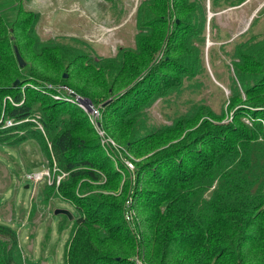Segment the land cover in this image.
<instances>
[{
  "label": "trees",
  "instance_id": "obj_1",
  "mask_svg": "<svg viewBox=\"0 0 264 264\" xmlns=\"http://www.w3.org/2000/svg\"><path fill=\"white\" fill-rule=\"evenodd\" d=\"M220 1L211 0V8ZM206 7V0H143L142 19L158 28L151 34L142 30L135 48L121 50L111 61L114 66L104 61L109 63L103 64L108 72L112 67L109 73L112 81L107 74L77 59L69 61L65 54L60 58L58 47L44 48L35 38L26 36L16 37L15 45L33 65L26 63L21 67L14 48L12 53L5 47L2 35L8 25L0 16V82L7 83L0 90V98L13 99V104L5 107L4 115L0 101V120L15 122L9 127L4 121L0 123V147L14 148L36 140L45 157L51 162L55 160L58 168L68 173L59 186L56 183L47 186L43 198L48 204L59 193L62 200L72 203L79 212L66 243L64 264H137L136 257L148 264H264V117L256 115L258 110L239 109L234 116L238 125L224 132L207 126L200 134L183 135L191 123L200 119V108L194 106L172 126L142 134L150 104L146 97L139 96L163 85L168 88L173 81L177 82V75L188 74L194 68L197 72L203 69V49L192 44V38L197 34L194 29L200 30L198 37L201 36L197 25L205 22ZM151 15L155 16L149 18ZM166 17L179 20L173 30L166 29ZM162 25L164 30L159 28ZM12 40L15 42V38ZM161 53L164 59L156 62L154 57ZM242 58L235 62L238 79L246 85L249 96L262 95L264 63L256 66V60ZM29 76L47 80L63 76L67 85L93 98L114 92L116 96L127 88L126 93L105 107L106 114L107 109L119 106L120 116L117 115L122 117L106 119V129L117 141L125 143L132 154L142 156L157 150L154 162L139 166L138 183L142 189L132 195H135L133 206L142 209L136 231L130 229L124 208L116 201L121 197L123 201L127 190L120 196L106 191L119 188L122 171L107 170L112 160L98 141L85 140L68 122L62 127L55 123L52 130L53 126L43 119L49 147L41 131L26 128L31 124L34 100L26 99L20 84ZM16 79L22 82L14 85ZM244 114L253 115L250 124L239 118ZM19 129L25 132L19 135ZM177 138V143L159 151ZM15 169L16 174L19 170L17 166ZM149 184L154 186L147 187ZM71 185L92 193H77L76 189H69ZM62 221L60 230L70 227ZM0 264H27L19 232L2 223Z\"/></svg>",
  "mask_w": 264,
  "mask_h": 264
},
{
  "label": "rangeland",
  "instance_id": "obj_2",
  "mask_svg": "<svg viewBox=\"0 0 264 264\" xmlns=\"http://www.w3.org/2000/svg\"><path fill=\"white\" fill-rule=\"evenodd\" d=\"M221 1L211 8V0H206L205 22L197 25L201 29V36L198 37L200 30H193L197 34L192 38V44L203 49V69L197 72L194 68L188 74L177 75V82L173 81L168 88L163 85L160 89H149L139 96L146 97L150 104L147 108V125L142 134L155 132L163 126H172L176 119L190 113L194 106L200 108V119L196 124L191 123L183 135L191 132L200 134L207 126L224 132L229 127L238 125L234 116L241 108L245 111L258 110L256 115L264 117V93L249 96L246 85L236 75L238 72L235 66V62H239L242 57L256 60V66L264 63V0ZM142 2L143 0H0V16L8 25L7 31L2 35L5 47L7 45L6 49L13 53L14 46H17L16 37L35 38L44 48L58 47L56 49L59 50L60 58L65 54L64 58L67 56L69 61L77 59L85 66L102 71L105 76L107 74V78L112 81L109 74L112 67L108 72L105 66L109 63L114 66L111 61L117 58L121 50L135 48L137 35L142 30L151 34L158 28L142 19ZM153 16L155 15L149 18ZM166 20L168 31L173 30L176 21H179L175 17H166ZM146 24L148 27L143 28ZM159 28L164 30L163 25ZM12 38H15V42ZM239 53L242 54L241 57L238 56ZM163 55L161 53L154 57L156 62L162 60ZM24 60L29 66L33 65L27 58ZM104 61L109 63L104 64ZM116 68L119 70L117 63ZM250 72L261 74L262 71ZM64 74L67 71L64 70ZM28 78L20 84L26 99L34 100V113L29 120L31 124L26 125V128L41 131L49 147V135L43 119L53 126L52 130L56 125L62 127L68 122L85 140L98 141L105 155L112 160L111 165H107V170L111 172L114 168L122 171L119 188L106 191L113 196H120L127 190L123 201L122 197L116 201L122 204L123 215L130 229L136 231L142 209L133 206L135 195H132L135 190L137 192L142 189V185L138 183L139 166L154 162L152 160H155L157 150L142 156L132 154L125 143L117 141L106 129V119L111 121L122 117H118L119 106L107 109L106 114L105 107L126 93L127 88L116 96L114 92L108 96L93 98L67 85L63 76L54 80L42 77L34 79L32 76ZM17 80L22 82L16 79L14 85ZM6 86L7 83L0 82V90ZM0 101L2 114H5V107L11 106L13 101L10 96L0 98ZM88 106L94 109L92 113ZM239 118L246 124L254 119L251 114H244ZM14 125L15 123L11 126ZM78 128L85 131H79ZM17 132L20 135L25 130L19 129ZM124 140L128 141L127 138ZM177 140L178 138L168 141L159 151L177 143ZM262 140L264 141V136ZM16 166L19 172L15 174ZM56 167H59L57 162H51L45 157L36 140L25 141L14 148L0 147V223L10 225L19 232L27 264H64L66 243L75 219L79 217L74 205L62 200L59 193L57 196L53 195L48 204L43 200L45 188L51 185L49 182L53 184L58 179L62 182L67 177H62L59 171H55ZM48 170L52 174L51 180ZM36 173L42 175L38 181H27L29 175L37 176ZM152 186L154 185H147ZM69 189H76L77 193L87 195L92 193L82 191L79 186L74 185L69 186ZM58 208L69 210L74 218L55 215ZM61 220L70 227L60 230ZM135 259L137 264H148L137 257Z\"/></svg>",
  "mask_w": 264,
  "mask_h": 264
},
{
  "label": "built area",
  "instance_id": "obj_3",
  "mask_svg": "<svg viewBox=\"0 0 264 264\" xmlns=\"http://www.w3.org/2000/svg\"><path fill=\"white\" fill-rule=\"evenodd\" d=\"M67 87H68V86H67ZM11 100L13 101L12 98H11ZM88 110L90 111V113H92V112L94 111V109L92 108V106H88ZM3 115H4V114H3ZM2 121H4V124H5V126H7V127H9V126H11V125H13V124L15 123V122H13V120H11V119H5V118H3L2 120H0V123H1ZM12 123H13V124H12ZM128 165H129L130 167H133V164L130 163V162H128ZM55 171H59V172L61 173L62 177H65V176L68 175V173L61 171L60 168H58V167L55 168ZM47 173H49V178H50V180H51V175H52V174H51V171L48 170ZM36 174H37V176H36L35 174H33V175H29L27 181H34V182L38 181V179L40 178V175H41V174H38V173H36ZM41 177H42V175H41ZM59 182L61 183V179H58V181H56V186H59V185H60ZM49 183L52 184L51 182H49ZM130 203H131V201H130Z\"/></svg>",
  "mask_w": 264,
  "mask_h": 264
},
{
  "label": "water",
  "instance_id": "obj_4",
  "mask_svg": "<svg viewBox=\"0 0 264 264\" xmlns=\"http://www.w3.org/2000/svg\"><path fill=\"white\" fill-rule=\"evenodd\" d=\"M14 50H15V53H16V56H17V60H18V63L21 67H24L26 66V61L24 60L23 56L21 55L20 51H19V48L17 46H14ZM65 77H67V74H65ZM20 83L19 80H17L15 82V85H18ZM67 215L70 219H73L74 216L72 214V212H70L69 210L67 209H62V208H58L55 210V215Z\"/></svg>",
  "mask_w": 264,
  "mask_h": 264
}]
</instances>
